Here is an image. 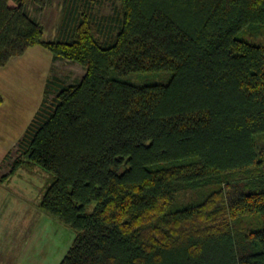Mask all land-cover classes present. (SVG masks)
Returning a JSON list of instances; mask_svg holds the SVG:
<instances>
[{
	"label": "trees",
	"instance_id": "obj_1",
	"mask_svg": "<svg viewBox=\"0 0 264 264\" xmlns=\"http://www.w3.org/2000/svg\"><path fill=\"white\" fill-rule=\"evenodd\" d=\"M29 1L0 0V68L36 45L85 68L47 79L12 164L50 174L60 264H264V0H63L51 41Z\"/></svg>",
	"mask_w": 264,
	"mask_h": 264
},
{
	"label": "rangeland",
	"instance_id": "obj_2",
	"mask_svg": "<svg viewBox=\"0 0 264 264\" xmlns=\"http://www.w3.org/2000/svg\"><path fill=\"white\" fill-rule=\"evenodd\" d=\"M62 1L49 0L43 8L31 0L26 3L28 15L42 23L46 41L57 37ZM96 10L109 13L111 2L103 0ZM84 73L79 63L54 60L40 45L28 47L0 68V264H60L73 242L74 230L40 206L50 174L40 167L12 164L16 144L42 101L47 79L74 83ZM169 77V73L144 74L133 80L166 82ZM263 138L264 133L255 137L260 146H264ZM8 152L9 158L4 159Z\"/></svg>",
	"mask_w": 264,
	"mask_h": 264
},
{
	"label": "crops",
	"instance_id": "obj_3",
	"mask_svg": "<svg viewBox=\"0 0 264 264\" xmlns=\"http://www.w3.org/2000/svg\"><path fill=\"white\" fill-rule=\"evenodd\" d=\"M13 58H14V57H13ZM11 59H12V58H11ZM11 59H10V60H11Z\"/></svg>",
	"mask_w": 264,
	"mask_h": 264
}]
</instances>
